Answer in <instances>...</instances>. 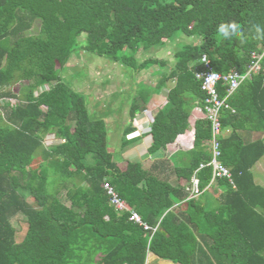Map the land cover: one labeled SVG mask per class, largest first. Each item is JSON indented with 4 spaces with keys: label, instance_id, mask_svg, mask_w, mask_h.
Returning <instances> with one entry per match:
<instances>
[{
    "label": "trees",
    "instance_id": "16d2710c",
    "mask_svg": "<svg viewBox=\"0 0 264 264\" xmlns=\"http://www.w3.org/2000/svg\"><path fill=\"white\" fill-rule=\"evenodd\" d=\"M220 23H236L239 32L224 39ZM254 24L264 26V0H0V264H144L148 252L176 264H264V187L252 173L264 139L245 144L235 132L245 125L264 132V57L261 71L231 95L235 113L221 116L222 129L233 132L221 139L220 161L236 187L216 181L223 193L215 209L170 183L166 160L161 172L137 161L121 170L104 120L90 117L85 96L62 76L80 50L135 72L158 65L157 83L139 92L129 115L173 82L149 132L148 153L164 152L186 128L190 108L205 100L196 62L206 54L213 70L243 73L251 52L264 50ZM174 42L168 69L162 59L136 57ZM12 82L21 83L15 92ZM195 128L194 147L179 152L187 161L173 173L195 176L204 189L211 167H198L211 158L210 128L206 121ZM132 130L126 127L122 145ZM49 132L64 142H44ZM105 178L144 221L159 223L149 244L147 232L109 205ZM18 216L26 223L20 241L12 223Z\"/></svg>",
    "mask_w": 264,
    "mask_h": 264
},
{
    "label": "rangeland",
    "instance_id": "374dc122",
    "mask_svg": "<svg viewBox=\"0 0 264 264\" xmlns=\"http://www.w3.org/2000/svg\"><path fill=\"white\" fill-rule=\"evenodd\" d=\"M38 27L39 23L36 21L30 28V32L36 33ZM178 41L177 39L176 43ZM184 41L197 43L199 39L188 38ZM174 47L175 42L167 44L158 52H138L136 57L139 61L147 59V55L152 58L162 59L167 62L166 68L168 69L174 63ZM157 69L158 65L155 64L148 69L135 72L132 69L123 68L117 63L110 62L104 57L80 50L77 55L73 54L71 56L67 68L62 70L64 80L74 90L81 92L85 96L90 117L92 119L101 118L104 120L107 132V146L116 162H119V157H122L124 153V149L120 148L119 133L122 132L123 125L129 121L128 112L131 102L135 96H139V92H143L142 87L157 83L159 77L153 74ZM20 84L12 82L9 88L15 92L17 87H20ZM144 89L146 90L147 87H144ZM15 101V99L10 100L11 103ZM148 108L152 109L151 102L148 104ZM140 123H142V127L146 126V122ZM142 132H144V128L139 127L136 131L131 132L128 138L139 136ZM44 138V142L50 143L54 141L56 136L52 132H49ZM129 152L126 153L129 154ZM132 160L136 161V159ZM120 162L124 163V159ZM260 169L262 168L260 167ZM12 223L17 229V241H20L25 233L26 223L20 216L13 218Z\"/></svg>",
    "mask_w": 264,
    "mask_h": 264
},
{
    "label": "crops",
    "instance_id": "0c3cea01",
    "mask_svg": "<svg viewBox=\"0 0 264 264\" xmlns=\"http://www.w3.org/2000/svg\"><path fill=\"white\" fill-rule=\"evenodd\" d=\"M249 62L246 64L245 70H246ZM198 65H199V60L195 64V66H196L195 71H197V69L199 68ZM195 73H194V75H195ZM151 85L152 86H155V84H151ZM172 85H173V82L170 81V82L167 83V87L162 88L159 93H152L153 97L151 95V97L148 100V102L146 103L144 109L141 112L140 111L136 112L134 118H131L130 115H129V112H128L129 121H127V123L125 125H123V127H122L123 130H122L121 133H119V135H120V148L124 149V153H123V151L121 152V155H122V153H123V155H122V157L121 156L119 157V159H118L119 162H116L115 160L114 161L117 163V165L119 166V168L121 170H124L125 169V166H126V163L127 162H129V161L130 162H135L132 159H136V161L137 162H140L142 164V166L144 168H146V169H149L155 163L156 165L159 166L158 167V171L161 172V169L163 168V166H162V163L163 162H161V161L166 160L167 163H166V171H165V174H167V176H168V181H170V183H172V184L181 185L186 192H189L190 193V187H191V181L190 180H191V178H190L189 181H187V180H185L183 178H177L176 175L173 173V167H174V164H177L179 166H182V165H184L186 163L187 159L185 157H182L181 155H179V152H186V151H189V150H192L193 149V147H194V141H195L196 128H195V131H194V139H193V141H191L190 146H188V145L187 146L186 145H179V144L175 143V139L179 135L184 134V133H186V132H188L190 130V128H191L190 127V118L193 117V116H195L197 114V112L195 111L196 108H203L204 102H202L201 104H194L190 108L189 113H188V116H187V126H186V128L182 132H180V133H178L176 135V137L174 138V141L172 143H169L166 146L164 152H156L154 154H149L148 153V148L150 147V145L152 143V137H151V135H150L149 132H150L151 125L154 122V116L158 112L159 109H161L163 106L166 105L169 88ZM144 87H142V91L144 90ZM223 92H224V94H222L223 95L222 96L221 95V92L219 90V93H220V96L221 97H225L226 96L225 90H223ZM204 95H205V93H204ZM231 97L229 99H231ZM150 102L152 103V109L148 108V104ZM129 109H130V107H129ZM224 113L231 114V112L228 111V110L222 111L221 114H220V120H221V116ZM198 121H206L209 124V128H210V138L207 140L206 144H207V148H208V151L210 153V156L212 158V152H211V147H210V140L212 138V131H211L210 123H209V121H207L205 119H199L196 122H198ZM140 122H146V126L145 127H142V123H140ZM128 126H131V128H133V130L131 132L136 131L139 127L144 128V132H142L139 136H133L132 138H128L129 141H131V142L128 143V144H126L124 146V145H122L123 144V139L122 138L124 137L125 129ZM194 126L196 127V123L194 124ZM232 132L233 131H232V127L231 126L222 129L221 135H219L218 138H217L218 143H219V150L221 149V139H223L225 137H228ZM235 132H237L239 134L241 140L245 144H247V143H253V142L257 141V140L264 139V132H263V130H256L255 128H253V127L250 128L247 125H245V126H243L241 128L236 129ZM125 149H127V150H125ZM126 152L127 153L129 152V154H127ZM121 158L124 159V163L120 162L122 160ZM128 158H131V159H128ZM113 159H114V157H113ZM169 159L171 161H169ZM172 159H173L174 162L172 161ZM219 159L221 160V150H220V157H219ZM260 167L262 169H260ZM198 170H199V167H198ZM262 170H264V155L252 167V173H253L254 182L256 184H258L259 186L264 187V171H262ZM230 172H231V170H230ZM104 180H107V179L105 178ZM232 180H233V177H232ZM229 185L233 189H235V187H236V185H235V187H233L230 183H229ZM206 187L202 190V193L198 197H196V199H198L200 202H202V204L206 208L215 209L216 207L219 206V204L221 202V194L223 193V190L220 187H218V184L216 182L214 184H212L209 188L206 189ZM184 200H186V199H184ZM182 203H183V201H182ZM111 207L113 208V210L118 215L122 216V215L125 214L126 217H127V220H128V213L127 212H118V211L115 210V208L113 206H111ZM174 207H176V208H173L172 209L173 211L177 210L178 205H174ZM132 208L136 212H138L134 207H132ZM138 214L140 215L139 212H138ZM141 218H142V216H141ZM105 219H108V217L105 216ZM144 222H146V221H144ZM134 225H136V224H134ZM158 225H159V223H157L155 225V226H157V229H158ZM136 226H138V225H136ZM138 227H140V226H138ZM152 237H151V239H152ZM151 239L149 238V234H148L147 244L150 243ZM168 261L174 264V262H172L170 260L161 259V258L157 257L156 255H154L153 253L148 252L146 254V258H145L144 264H170Z\"/></svg>",
    "mask_w": 264,
    "mask_h": 264
},
{
    "label": "built area",
    "instance_id": "2783aa9c",
    "mask_svg": "<svg viewBox=\"0 0 264 264\" xmlns=\"http://www.w3.org/2000/svg\"><path fill=\"white\" fill-rule=\"evenodd\" d=\"M263 57L264 50L262 52H251L250 62L243 73H240L236 69H231L225 73L213 70L210 58H208L206 54H203L199 60V68L195 73V77L197 80H199L200 88L205 93L206 97L204 100L203 108H196L195 111L197 112V114L190 118V127H193L196 121L199 119H205L209 121L211 126L212 138L210 140V147L212 158L207 163H201L199 166V169H202L206 166L211 167V179L207 187H210L216 180L221 178H226L228 182L233 187H235L229 168L223 165L219 159L220 150L217 138L222 133L220 113L224 110H227V108L229 107L226 99L231 96L232 91L238 85L240 86L242 82L247 79H251L253 75L258 74L261 71ZM220 87L225 90V97L220 96ZM193 139L194 131L192 129L184 134L179 135L175 139V143L179 145L190 146ZM63 142L64 139L56 136V138H54V141H51L50 143ZM190 181L191 187L188 199L196 198L201 194L200 182L198 178L192 176ZM102 188L104 189L108 197L109 205L113 206L118 212H127L128 220L140 226L145 232L149 234V238L151 239V237L157 230V226H150L146 222H144L138 212H136L130 205H128L127 201L119 196L114 186H112L109 181L104 180L102 182Z\"/></svg>",
    "mask_w": 264,
    "mask_h": 264
},
{
    "label": "clouds",
    "instance_id": "9594fccd",
    "mask_svg": "<svg viewBox=\"0 0 264 264\" xmlns=\"http://www.w3.org/2000/svg\"><path fill=\"white\" fill-rule=\"evenodd\" d=\"M252 29L257 39H264V26L254 24ZM217 32L222 38L230 39L239 32V25L236 23H220L217 26Z\"/></svg>",
    "mask_w": 264,
    "mask_h": 264
},
{
    "label": "bare ground",
    "instance_id": "6f19581e",
    "mask_svg": "<svg viewBox=\"0 0 264 264\" xmlns=\"http://www.w3.org/2000/svg\"><path fill=\"white\" fill-rule=\"evenodd\" d=\"M242 83H243V82H242ZM242 83H241V84H242ZM241 84H240V85H241ZM238 87H239V85H238V86L232 91L231 95L234 93V91L237 90ZM230 97H231V96H230ZM230 97H229V98H230ZM229 98L226 99V100H227V103H228V105H229V107L227 108V110L230 111L231 114H234V113H235V109L230 105V103H229ZM220 114H221V113H220ZM216 181H217V180H216ZM216 181H215V182H216ZM215 182H214V183H215ZM207 188H208V187H207ZM201 193H202V190H201Z\"/></svg>",
    "mask_w": 264,
    "mask_h": 264
}]
</instances>
